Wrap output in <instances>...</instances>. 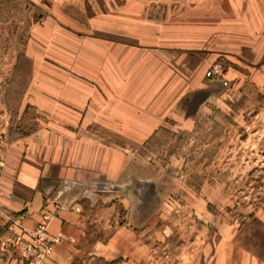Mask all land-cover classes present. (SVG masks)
I'll use <instances>...</instances> for the list:
<instances>
[{
	"label": "rangeland",
	"instance_id": "1",
	"mask_svg": "<svg viewBox=\"0 0 264 264\" xmlns=\"http://www.w3.org/2000/svg\"><path fill=\"white\" fill-rule=\"evenodd\" d=\"M29 38L33 64L18 58ZM154 72L176 75L156 85L170 110L160 127L130 126L143 95L163 90L140 77ZM75 95L98 113L60 110ZM71 138L82 177L101 169L103 149L115 157L111 180L86 183L79 209L93 221L71 264H215L228 245L264 264V0H0L4 222L18 219L4 204L8 171ZM94 187L114 192L105 217ZM121 225L126 246L99 244Z\"/></svg>",
	"mask_w": 264,
	"mask_h": 264
},
{
	"label": "crops",
	"instance_id": "2",
	"mask_svg": "<svg viewBox=\"0 0 264 264\" xmlns=\"http://www.w3.org/2000/svg\"><path fill=\"white\" fill-rule=\"evenodd\" d=\"M25 51L31 61V64H33V61H35V54L31 38H29L27 41ZM175 76L176 75L174 73L160 74L155 72L150 74L148 73V75L144 73V75L142 74L140 76L141 79H152L154 81L152 88L163 90L159 91V95L157 96L152 95L150 92H148L149 95H143V99L141 100L143 103L142 105H145L143 110L145 116L140 114L136 116L137 119L134 117L130 126H139L152 129L160 127L163 124L161 121L162 111L165 109L168 111L170 109L167 110V104L164 106V109L162 108L164 101L163 99L161 100V95L163 91L165 98V95L168 92V95H171V92H167V88L164 85H161V89L156 87V85L160 86L159 82L162 80H167L168 85H170ZM113 78L114 73L112 74L111 79ZM39 79L41 80L45 78L39 77ZM121 79L124 80L125 77H122ZM150 89H148V91ZM152 90L154 91V89ZM96 98L100 101L98 95H96ZM73 99V103H65V105H63L60 110L86 113L84 115L85 118L87 116L89 117L90 112H95V114L98 113L97 109H92V107L89 106V102H91L92 99H85V106L82 105L83 99L81 96H77L76 98L75 95ZM164 100L165 103L170 101L168 98H165ZM106 101L107 100H105V102ZM176 102V100L175 103L173 102L174 106L171 108L173 111L177 110L175 108ZM130 112L131 111H129V113ZM95 120L97 121V119ZM75 122L76 120L70 121V123H66L67 125L65 126L74 127L76 126ZM92 122L93 121L91 120L89 124ZM121 126L129 127V124L123 123ZM71 139L73 141L65 140L62 143L64 145H57L54 148H51V150L48 151V154L44 151L43 153H37L35 150L27 151V156H29L30 160L27 159L19 163H15L13 169L8 171L2 186L5 206L9 209V211L17 215L16 217H18L19 221L26 229H34L45 214L50 216L51 220L49 225V233L51 236L57 237V240L53 245V250L50 254L47 264H71L72 257L75 254L74 252L78 250L79 242L87 236V233H89L90 230V225L93 221L91 217L83 211V209H79L81 203L80 199L81 197H85L84 192L89 189V186H87L86 183L97 181V179H92L91 177L95 178L99 172L107 179V181L112 179L110 173L111 171H109V169L112 168L111 165L113 164L115 158L113 150L109 149L108 147L103 149V152L98 154L101 164L103 163L101 165V169L91 171L90 173L93 176L91 175L87 178L82 177L80 171L81 169L78 168L77 164H71V162H69V160H72V158H69L70 156L68 157V150H70V146L72 145V151L73 144H75V140L73 138ZM99 158L96 157L98 160ZM126 158L128 157L126 156ZM118 159L120 160V157ZM126 163L127 162L125 161H121V168H118L117 172H115L117 176L120 174L124 176L126 171ZM63 178L69 179L70 188L65 189L63 183H61ZM151 185L153 191H155L157 189L156 183L151 181ZM94 188V190H96L94 192L97 193L95 194V197L93 194V198L97 201L102 200L103 202H106L101 206L102 208L98 210L96 215L99 214L98 216L105 217L102 216V214H107V210L111 209L112 205H114L111 204V202H107V200L111 201L114 198V192L110 189H101V192L97 191L99 188ZM98 192H100L99 196ZM122 192H125V189L122 190ZM141 202L142 199H140V195H138L137 208H139ZM93 204L94 202L92 201V205ZM127 209H129V207H127ZM127 215H129V210ZM129 232L130 231L126 230L124 226L121 225L112 236L106 239V241L100 239L97 241L99 244H102L105 248H107L112 246L115 240H118L121 242V246L124 247L129 243L130 239L126 235L129 234ZM118 233L122 236L115 237V235ZM16 254H20L18 247H11L9 251L2 252V254H0V264H17L18 259ZM19 261H21V259ZM262 263L263 262H261L259 258L251 251L244 248H239L235 245H228L217 252L215 264Z\"/></svg>",
	"mask_w": 264,
	"mask_h": 264
},
{
	"label": "built area",
	"instance_id": "3",
	"mask_svg": "<svg viewBox=\"0 0 264 264\" xmlns=\"http://www.w3.org/2000/svg\"><path fill=\"white\" fill-rule=\"evenodd\" d=\"M211 74V72H210ZM0 210V251H9L18 247L21 255L20 264H46L53 250V242L48 235L50 216L44 218L34 229H26L19 219L8 217Z\"/></svg>",
	"mask_w": 264,
	"mask_h": 264
},
{
	"label": "trees",
	"instance_id": "4",
	"mask_svg": "<svg viewBox=\"0 0 264 264\" xmlns=\"http://www.w3.org/2000/svg\"><path fill=\"white\" fill-rule=\"evenodd\" d=\"M25 58V59H27L28 61H30V59L28 58V56H27V54H26V51H24L23 52V54L21 53L19 56H18V58ZM31 62V61H30Z\"/></svg>",
	"mask_w": 264,
	"mask_h": 264
},
{
	"label": "water",
	"instance_id": "5",
	"mask_svg": "<svg viewBox=\"0 0 264 264\" xmlns=\"http://www.w3.org/2000/svg\"><path fill=\"white\" fill-rule=\"evenodd\" d=\"M206 97V96H205ZM199 100V99H198Z\"/></svg>",
	"mask_w": 264,
	"mask_h": 264
}]
</instances>
